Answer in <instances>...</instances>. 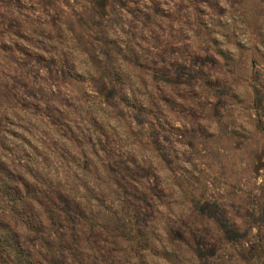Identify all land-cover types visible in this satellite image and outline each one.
Wrapping results in <instances>:
<instances>
[{"label": "rangeland", "instance_id": "374dc122", "mask_svg": "<svg viewBox=\"0 0 264 264\" xmlns=\"http://www.w3.org/2000/svg\"><path fill=\"white\" fill-rule=\"evenodd\" d=\"M0 264H264V0H0Z\"/></svg>", "mask_w": 264, "mask_h": 264}]
</instances>
